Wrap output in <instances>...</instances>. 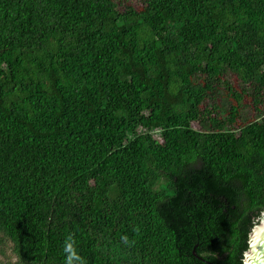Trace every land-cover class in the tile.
<instances>
[{
	"label": "trees",
	"instance_id": "obj_1",
	"mask_svg": "<svg viewBox=\"0 0 264 264\" xmlns=\"http://www.w3.org/2000/svg\"><path fill=\"white\" fill-rule=\"evenodd\" d=\"M135 1L0 0L8 264H244L264 0Z\"/></svg>",
	"mask_w": 264,
	"mask_h": 264
},
{
	"label": "water",
	"instance_id": "obj_2",
	"mask_svg": "<svg viewBox=\"0 0 264 264\" xmlns=\"http://www.w3.org/2000/svg\"><path fill=\"white\" fill-rule=\"evenodd\" d=\"M194 255L197 256L195 251ZM244 264H264V213L261 221L252 229L249 236V249L245 252Z\"/></svg>",
	"mask_w": 264,
	"mask_h": 264
},
{
	"label": "rangeland",
	"instance_id": "obj_3",
	"mask_svg": "<svg viewBox=\"0 0 264 264\" xmlns=\"http://www.w3.org/2000/svg\"><path fill=\"white\" fill-rule=\"evenodd\" d=\"M135 1V0H134ZM133 3H137L136 1ZM202 121V120H201ZM196 129L201 128L200 122L194 123ZM16 256L13 253L12 244L6 242L5 244H0V264H8L9 262L16 261Z\"/></svg>",
	"mask_w": 264,
	"mask_h": 264
},
{
	"label": "clouds",
	"instance_id": "obj_4",
	"mask_svg": "<svg viewBox=\"0 0 264 264\" xmlns=\"http://www.w3.org/2000/svg\"><path fill=\"white\" fill-rule=\"evenodd\" d=\"M252 232V231H251ZM66 251H71V245H67ZM68 264H71V259H69Z\"/></svg>",
	"mask_w": 264,
	"mask_h": 264
},
{
	"label": "bare ground",
	"instance_id": "obj_5",
	"mask_svg": "<svg viewBox=\"0 0 264 264\" xmlns=\"http://www.w3.org/2000/svg\"><path fill=\"white\" fill-rule=\"evenodd\" d=\"M255 234H256V232H255Z\"/></svg>",
	"mask_w": 264,
	"mask_h": 264
}]
</instances>
